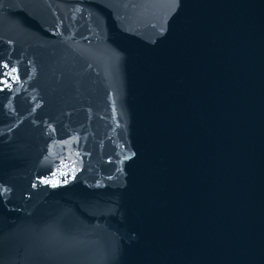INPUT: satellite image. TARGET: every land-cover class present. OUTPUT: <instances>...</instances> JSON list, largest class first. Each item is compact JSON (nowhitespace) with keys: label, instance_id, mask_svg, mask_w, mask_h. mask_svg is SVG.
Here are the masks:
<instances>
[{"label":"water","instance_id":"95a60500","mask_svg":"<svg viewBox=\"0 0 264 264\" xmlns=\"http://www.w3.org/2000/svg\"><path fill=\"white\" fill-rule=\"evenodd\" d=\"M0 264H264V0H0Z\"/></svg>","mask_w":264,"mask_h":264},{"label":"snow or ice","instance_id":"6c2138e0","mask_svg":"<svg viewBox=\"0 0 264 264\" xmlns=\"http://www.w3.org/2000/svg\"><path fill=\"white\" fill-rule=\"evenodd\" d=\"M12 71H15V69H13ZM45 182H47V181H45Z\"/></svg>","mask_w":264,"mask_h":264}]
</instances>
